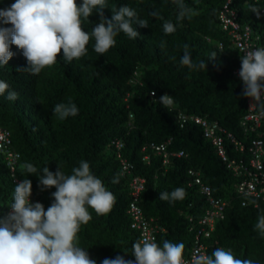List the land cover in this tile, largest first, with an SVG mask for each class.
<instances>
[{
  "label": "trees",
  "instance_id": "1",
  "mask_svg": "<svg viewBox=\"0 0 264 264\" xmlns=\"http://www.w3.org/2000/svg\"><path fill=\"white\" fill-rule=\"evenodd\" d=\"M14 2L0 0V9H7ZM184 3L198 15L177 21L178 9L173 0H107L103 9L106 18H111L113 9L128 5L149 26L133 25L140 34L137 39L119 33L116 45L103 55L94 51V41L87 45L85 56L71 63L64 61L61 52L56 64L39 75L24 71L28 66L26 58L11 45L14 55L6 66L0 67V80L19 95L14 102L0 96V127L10 132L11 148L20 159L13 174L6 156L0 153V218L14 202L18 185L15 179L30 180V198L47 210L53 197L49 189L41 190L37 175H42L44 167L55 174L58 166L70 175L81 161H87L91 172L115 195L116 202L106 215H97L89 208L92 219L81 226L79 246L96 264L118 255L135 262L132 245L139 240V234L131 228L128 214L132 177L123 174L113 145L120 140L124 143L123 156L134 165L135 174L146 179L140 203L145 216L166 229L157 241L161 247L164 240L183 242L184 256L193 248L195 232L191 227L207 208L199 187L188 185L192 180L189 171L195 170L212 187L215 197L230 203L224 220L217 222L212 237L206 240L209 256L222 247L231 249L237 258L264 264V234L254 230L258 217L264 216V200L244 206L247 199L236 191L239 178L220 158L203 127L193 122L182 127L178 120L179 112H184L218 122L247 146L253 139L264 140V123L259 131L250 133L241 126L248 112V98L242 94L244 84L235 70L241 67L243 55L220 19L228 0ZM250 6H256L261 13L264 0H232L230 8L239 14L240 24L252 27L254 38L260 39L258 48H264V14L258 19ZM153 11H159L160 17L150 15ZM99 21L100 16L94 11L84 22V30L90 32ZM167 21L176 26L174 33H164L163 24ZM185 44L193 62L204 61L207 70H189L180 64ZM165 94L173 99L168 108L159 102ZM70 102L77 106L78 114L59 119L53 107ZM170 139L169 151H183L188 157H172L171 164L164 166L161 156L149 149L143 151L145 146ZM226 145L231 158L247 159V155L232 148L227 138ZM146 156H150L149 162ZM25 163L33 164L37 173L28 174L23 168ZM114 178H118V183H113ZM176 188L185 190L183 200L159 198V193H171Z\"/></svg>",
  "mask_w": 264,
  "mask_h": 264
},
{
  "label": "clouds",
  "instance_id": "2",
  "mask_svg": "<svg viewBox=\"0 0 264 264\" xmlns=\"http://www.w3.org/2000/svg\"><path fill=\"white\" fill-rule=\"evenodd\" d=\"M173 3L178 9L177 21L190 20L198 15L184 0H173ZM106 7L107 0H82L79 4L77 0H15L7 9H0V25H11L0 27V67L12 59L11 45L21 50L26 58L28 66L24 71L39 75L46 67L56 64L61 52L64 61L71 63L85 56L87 45L94 41V51L103 55L116 45L115 38L119 33L137 39L140 34L133 25L149 26L148 21L139 18L137 11L128 5L113 9L110 19L103 14ZM250 7L259 16L260 10L256 6ZM94 11L99 14L100 21L90 32L85 31L84 22L89 21ZM150 15L160 17L159 11ZM163 31L165 34L174 33L176 26L167 21L163 24ZM215 58L213 54L212 60ZM240 59L242 94L264 109V48L248 50ZM180 64L189 70H207L204 61L193 62L187 44ZM18 95L15 90H10L7 82L0 80V96L14 102ZM159 102L168 108L173 99L165 94ZM78 112L77 106L71 102L53 107V113L61 120L74 117ZM261 114L264 115V111ZM23 168L28 174L37 173L31 163H25ZM37 176L41 190L56 189L51 194L53 202L47 210L39 202L31 203L32 182L28 179L15 186L14 202L9 205L12 211L0 218V264H96L86 249L79 246L78 234L81 226L92 219L89 208L97 215H106L116 202L115 195L91 172L87 161H81L70 175H65L58 166L55 174L44 167L42 175ZM113 183H118V178H114ZM185 196L183 188L159 193V198L164 201L183 200ZM254 230L264 234V216L258 217ZM132 248L135 262L118 255L114 259L105 258L102 264H256L252 259L237 258L231 249L222 247L214 249L210 256L196 250L190 260H185L183 242L164 240L161 247L147 237L134 242Z\"/></svg>",
  "mask_w": 264,
  "mask_h": 264
},
{
  "label": "built area",
  "instance_id": "3",
  "mask_svg": "<svg viewBox=\"0 0 264 264\" xmlns=\"http://www.w3.org/2000/svg\"><path fill=\"white\" fill-rule=\"evenodd\" d=\"M259 1V0H254ZM232 0H228L223 12L220 15L222 27L233 37V43L236 45L242 55L248 50H255L258 48L259 37L254 38V31L250 25L243 26L239 22V14L237 11L230 8ZM264 14V9L261 11L257 18L259 19ZM241 67L235 70V74L239 76ZM240 77V76H239ZM264 83V82H262ZM262 99H264V92H262ZM248 112L241 120V126L246 133L257 132L262 128L264 123V115L261 114L264 109L256 103L253 99H247ZM178 120L182 127L189 122H193L203 127L206 138L210 139L217 149V153L220 158L227 164L228 169L232 170L236 177L239 178V182L236 184V191L239 195L243 196L247 200L243 202V205H248L250 202H254L257 199L264 200V140L260 138L253 139L251 144L247 146L243 141L237 139V137L223 129L218 122H211L207 119H203L197 116H190L184 112H179ZM224 134V135H221ZM230 142L232 148L235 151L247 155V159L231 158L228 153L226 145V138ZM172 143V139L163 144H151L145 146L143 151L151 150L155 154L163 158V165L168 166L171 164L172 157L183 158L188 155L183 152H170L169 146ZM115 153L120 161L123 174H128L132 177L131 180V196L132 201L128 209V214L132 219L131 228L138 232L139 239L144 237L154 239L158 241L159 236L166 231L154 219H149L145 216L144 211L140 205L142 193L146 188V179L135 174V167L123 156L124 143L120 140L113 142ZM0 153L6 156L8 166L11 172L14 174L16 170V164L20 159V155L14 152L11 148L10 132L0 127ZM146 160L150 161V156H146ZM189 175L192 180L188 183L190 187L198 186L200 193L205 196L207 201V208L201 219L191 227V230L195 232V242L192 250L187 256H184L185 260H190L194 251L199 250L203 254L209 255V245L207 244L215 231L218 221L224 220L227 208L229 207V201L213 195L212 187L207 185L200 175L195 170H190ZM21 182L19 179H15V183ZM54 188H49L50 194L55 192ZM30 202L35 204L32 198H29ZM257 207L258 204L256 203ZM9 208L6 215L11 212ZM5 215V216H6ZM194 219H191L193 222Z\"/></svg>",
  "mask_w": 264,
  "mask_h": 264
}]
</instances>
